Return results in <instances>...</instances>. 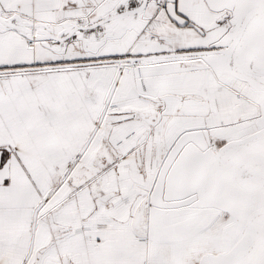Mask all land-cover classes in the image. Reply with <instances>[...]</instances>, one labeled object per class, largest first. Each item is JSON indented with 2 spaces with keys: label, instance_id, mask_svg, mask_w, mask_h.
<instances>
[{
  "label": "snow or ice",
  "instance_id": "obj_1",
  "mask_svg": "<svg viewBox=\"0 0 264 264\" xmlns=\"http://www.w3.org/2000/svg\"><path fill=\"white\" fill-rule=\"evenodd\" d=\"M0 264H264V0H0Z\"/></svg>",
  "mask_w": 264,
  "mask_h": 264
}]
</instances>
